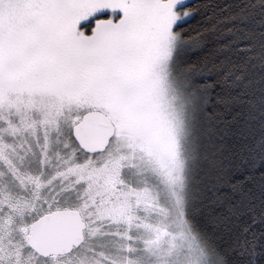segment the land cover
Returning a JSON list of instances; mask_svg holds the SVG:
<instances>
[{
	"label": "snow or ice",
	"instance_id": "1",
	"mask_svg": "<svg viewBox=\"0 0 264 264\" xmlns=\"http://www.w3.org/2000/svg\"><path fill=\"white\" fill-rule=\"evenodd\" d=\"M0 264H264V0H0Z\"/></svg>",
	"mask_w": 264,
	"mask_h": 264
}]
</instances>
